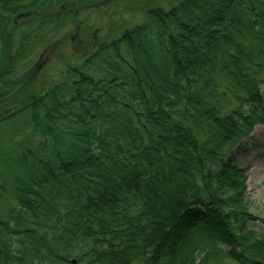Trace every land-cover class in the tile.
Masks as SVG:
<instances>
[{"label":"trees","instance_id":"1","mask_svg":"<svg viewBox=\"0 0 264 264\" xmlns=\"http://www.w3.org/2000/svg\"><path fill=\"white\" fill-rule=\"evenodd\" d=\"M95 3L0 0V123L29 115L0 143V264H264L237 158L264 128V0L151 7L28 92Z\"/></svg>","mask_w":264,"mask_h":264},{"label":"rangeland","instance_id":"2","mask_svg":"<svg viewBox=\"0 0 264 264\" xmlns=\"http://www.w3.org/2000/svg\"><path fill=\"white\" fill-rule=\"evenodd\" d=\"M178 1L180 0H96L92 11L85 9L73 20L68 21L65 42L60 47H56L50 61L44 62V59L37 55L29 62L30 67L23 66L20 69L19 74L22 75L23 72L36 67L32 86L28 87L27 91L37 93L41 85H50L51 82L57 80V71L62 68V65L78 64L83 55L91 51L98 43L118 38L128 27L139 25L144 19L143 14L149 8L161 7L168 10ZM77 26L79 27L77 28ZM10 98L11 96L0 99L1 117L8 114L6 110ZM13 109L11 108L10 111ZM28 120V113L22 112L16 117L0 123V143H5L4 146H6L7 139L13 131L26 130ZM250 136H252L256 147L248 149V152L240 153L237 158L240 166L246 169L245 199L248 202L249 210L253 216L264 220V128L256 125ZM4 146L1 147V150L4 149ZM8 169H10L9 165L0 163V178L10 184V178L16 174V171L10 169L8 174ZM9 200V195H5L0 207V216L2 217L11 207ZM256 228L262 230L263 226L261 223H257Z\"/></svg>","mask_w":264,"mask_h":264},{"label":"water","instance_id":"3","mask_svg":"<svg viewBox=\"0 0 264 264\" xmlns=\"http://www.w3.org/2000/svg\"><path fill=\"white\" fill-rule=\"evenodd\" d=\"M73 263H74V261H73Z\"/></svg>","mask_w":264,"mask_h":264}]
</instances>
